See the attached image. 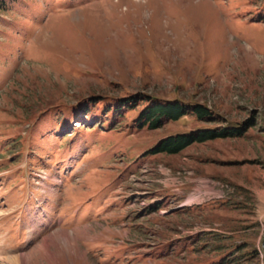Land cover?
<instances>
[{
    "label": "rangeland",
    "instance_id": "1",
    "mask_svg": "<svg viewBox=\"0 0 264 264\" xmlns=\"http://www.w3.org/2000/svg\"><path fill=\"white\" fill-rule=\"evenodd\" d=\"M135 97L217 119L139 130ZM21 256L264 264V0H0V264Z\"/></svg>",
    "mask_w": 264,
    "mask_h": 264
},
{
    "label": "trees",
    "instance_id": "2",
    "mask_svg": "<svg viewBox=\"0 0 264 264\" xmlns=\"http://www.w3.org/2000/svg\"><path fill=\"white\" fill-rule=\"evenodd\" d=\"M142 101L148 104L141 110L136 121V128L139 130L145 127L149 130H158L165 122L179 121L189 115L201 122H214L217 119L209 108L199 104L183 103L179 100L161 102L151 97H135L122 100L120 108L136 109ZM246 132L245 127L227 125L226 127L199 129L187 134L171 135L161 140L148 154L177 155L194 144H203L217 139L241 138Z\"/></svg>",
    "mask_w": 264,
    "mask_h": 264
},
{
    "label": "bare ground",
    "instance_id": "3",
    "mask_svg": "<svg viewBox=\"0 0 264 264\" xmlns=\"http://www.w3.org/2000/svg\"><path fill=\"white\" fill-rule=\"evenodd\" d=\"M57 239L62 243V244H64L65 246H67V245H69V240H70V238L68 237V235H66V234H59L58 236H57ZM47 241V240H46ZM72 244L74 245V243L72 242ZM43 245H45V244H41L40 245V247H43ZM75 246V245H74ZM24 257L23 256H21V257H18V258H14V260H13V264H23L22 263V259H23Z\"/></svg>",
    "mask_w": 264,
    "mask_h": 264
}]
</instances>
